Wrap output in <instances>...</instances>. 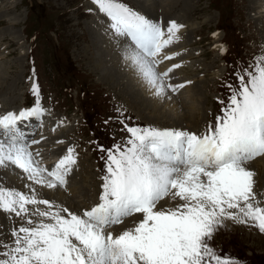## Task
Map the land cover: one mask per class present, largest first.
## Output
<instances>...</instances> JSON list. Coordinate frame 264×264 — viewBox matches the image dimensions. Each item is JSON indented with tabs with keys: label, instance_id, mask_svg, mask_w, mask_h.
Segmentation results:
<instances>
[{
	"label": "snow or ice",
	"instance_id": "1",
	"mask_svg": "<svg viewBox=\"0 0 264 264\" xmlns=\"http://www.w3.org/2000/svg\"><path fill=\"white\" fill-rule=\"evenodd\" d=\"M92 3L124 41V59L156 96L185 87L166 83L181 65L157 71L173 58L161 53L179 39L182 25L170 21L165 29L121 0ZM237 80L227 86V102L219 101L221 114L199 135L125 125L124 144L100 148L106 157L99 203L82 215L38 199L34 189L28 194L0 186V211L30 225L12 231L11 245L0 242V264H240L217 255L209 241L224 220L251 222L264 233V206L247 167L264 157V55L237 73ZM31 91L34 107L0 115V168L20 169L27 180L47 188L64 186L76 164L75 149L69 147L51 170L34 158L30 144L39 141L29 142L21 125L39 120L45 110L39 85L33 83ZM177 199L181 203L159 207ZM29 205L36 207L30 211ZM137 214L141 218L132 227L114 234L115 226Z\"/></svg>",
	"mask_w": 264,
	"mask_h": 264
},
{
	"label": "rangeland",
	"instance_id": "2",
	"mask_svg": "<svg viewBox=\"0 0 264 264\" xmlns=\"http://www.w3.org/2000/svg\"><path fill=\"white\" fill-rule=\"evenodd\" d=\"M133 1L121 0L139 12L141 8ZM182 1L185 3V0H179V3L184 4ZM248 1L186 0L185 7L173 6L167 9L168 15H177L187 22L185 30L181 33L186 43L181 50L186 58L181 60L179 70H175L180 71L181 74L184 72L182 75L191 80L192 83L189 86L193 88V93H196V103L193 104L200 110L196 109V114L192 117L190 113L186 114L190 112V103L193 98L189 97V94H184L180 100L183 112L176 114L164 107L167 114H173L164 116V119L179 117L180 120L175 119L176 124L191 127L193 130L181 129L182 126L172 127L174 125L170 121L160 123L161 125L170 123L172 125L168 127L170 129L186 130L198 135L205 132L209 123L214 122L216 116L221 114L223 105L219 101L227 102L230 94L227 86L238 85L237 73H243L246 68L255 63L259 56L264 55V11L253 14L248 10ZM139 4L145 11L148 10V5L146 7L142 2ZM88 5L94 6L92 0H0V38L2 37L0 40L2 70L0 72H3L0 77L2 80L0 95L7 99L9 106L5 107H22L25 104L35 106L36 97L31 89L33 83H36L39 85L42 106L50 105L51 108L65 112L70 122L73 121L71 118H79L77 122L74 120V126H68L70 129L68 133L74 132L69 139L78 156L76 165L80 168L75 177L81 183L87 181L89 184V180H95L96 174L98 175L95 188H91L90 184L88 187V189L91 188L89 190L92 195L95 189L101 190V177L104 175L105 168L102 157H106V152L94 148L91 143V132L84 123L83 117L89 111V107L84 103L87 99L86 92L89 96L88 102L98 106L97 113L88 115L90 123L96 122L93 128L97 136L103 137L101 129L113 136L111 144L105 149L115 144L125 143L129 135L125 125L148 126L136 119L129 110L135 109L141 114L140 109L143 108L139 107L137 102L136 105L133 104L134 99L130 101V97L120 94L117 89L110 90L104 82L107 78L99 73L101 70V73L105 74L106 69L114 71L115 65L110 62V67L105 69L103 65L97 69L92 65L93 59L99 60L97 48H100L102 43L96 40L95 47L91 44V41L96 39V36L94 39L89 32H94L95 22H92V19L94 21L98 19L93 18L91 12L95 9L90 10ZM106 29H108L107 25ZM221 46H224L227 51L222 53ZM47 92L55 97L51 104ZM142 116L146 120L150 118L149 122L152 123H157L158 120L160 122L162 119V117L156 118L157 113L153 112L142 114ZM80 126V132H77ZM106 140L109 141V138L106 137ZM115 141L120 142L114 143ZM95 151L99 152L98 156H95ZM254 165L258 168L257 174H259L256 182L258 186H262L264 176L261 165L260 163ZM0 170L8 171L5 168ZM0 179V186L4 187V179L1 176ZM35 185L46 188L43 185ZM21 187L16 189L32 194L31 191ZM49 190L55 189L49 188ZM75 191H77L75 197L61 195L62 198L74 203L71 210L73 207L77 209L78 202L81 203V199L78 201L81 191L80 189ZM47 192H35V195L38 199H46ZM49 201L53 203L52 199ZM161 203L163 204L164 201ZM57 204L54 205L58 206ZM35 207L28 206L30 211H33ZM46 207L39 205L41 209ZM7 218H12L9 220L12 229L9 228L6 231V227L0 224V242L11 245L12 231L22 225H30L15 214ZM4 222L7 223L6 217L3 219ZM133 223L134 221L129 219L122 225L115 226L114 229L130 228ZM209 244L217 255L237 260L240 264H264V233H261L251 222L236 223L232 220H224Z\"/></svg>",
	"mask_w": 264,
	"mask_h": 264
},
{
	"label": "bare ground",
	"instance_id": "3",
	"mask_svg": "<svg viewBox=\"0 0 264 264\" xmlns=\"http://www.w3.org/2000/svg\"><path fill=\"white\" fill-rule=\"evenodd\" d=\"M134 1H137L138 3L134 2ZM134 1H133V3L138 5L141 8L140 11L142 14H144L146 17H148L154 21L160 22L162 25L167 20H173L177 24L182 25L183 27H184V25L187 24V22L185 20H183V18H179L177 15H168V13H166L168 7L169 8H172L173 6L174 7L180 6V8L183 7L186 4V0H185V3L182 1L184 4L179 3V0H134ZM139 2L144 3V6H146V7L148 5V7H147L148 10L145 11L142 8L143 6H141V4H139ZM248 4H249L248 10H250L253 14H258V13L264 11V0H249ZM88 8L90 10L95 9V11L93 13H91V15L93 16V18L97 17V19H98V21H94L91 18L92 22H95L94 23V32L93 31H89V32L94 39L96 36L95 41L92 40L91 44H92V46L95 47L96 40H97L98 43H100V42L102 43L101 47L104 48V49L103 48L101 49V47L97 48L98 49V51H97L98 56L97 57L99 58V60L95 61V59H93L92 65L94 67H96V69L99 68L101 65H103L104 69H105V67L109 68L110 62H112V64H114L116 67V70H114V71H112L111 69H106L107 72L105 74L101 73V70L99 72L100 74L105 75V77L107 78L106 80H104V82L110 88V90L113 91V89H117L120 92V94L123 93V95L130 97L131 98V99H129L130 101L134 99L135 103L133 102V104L136 105V102H137L140 105L139 107L143 108V109H140V110H142L141 114L138 113L139 111L137 112L135 109L134 110H131L129 108L128 109L131 111L132 114L135 115V117L138 120H140L141 122H143L147 126L155 127L158 129H170L168 127H171L172 125H174L172 127L182 126V129L186 128V130H190L191 127L188 128L187 126L184 127L181 124L175 123L176 118H178L179 120L181 119L179 117H176L175 119L171 118V119L165 120L164 116H172L173 114L172 113H171L172 115L167 114L164 110V107L169 109V111H174L176 114L177 113L181 114L183 111H182V105H181L180 100L184 94H189L190 95L189 97H192L193 99H191V103H190V112H188L186 114L190 113V116L192 117L193 114H196V109H197V111L200 110V109H198L197 105L195 107V105L193 104V103H196L195 102L196 93L195 92L193 93V91H192L193 88L190 87L189 85L188 86L185 85L184 88H181L183 90L178 89L176 92H173L170 89H167L164 95L159 96V97L156 96L154 94L155 90L151 89L147 85V83L141 78V76L137 73L136 69H134L131 66L130 62L126 61L124 59V56L121 53H118L120 51V47H122L124 49V46H122V45H124V41L122 39L116 38V37H114V38L106 37L105 29H104L105 25L108 24V20L106 19V17L102 13L97 12V9L95 6L91 5ZM195 8H196V6L194 7V9ZM252 20H253V18H252ZM182 28L177 33L179 39L177 41H175L174 43H172L171 45H169L161 53V56L169 55V56H172L173 58L171 60H163V62L158 65L157 71L163 72L172 64L179 63V65H181V60L186 58V55L183 54V50H181L183 48V46L186 44L184 37L179 35ZM1 39H2V37L0 38V40ZM110 47H112V48H110ZM108 48H110V49H108ZM1 68H2V65L0 62V71L2 70ZM175 69L176 68H174L173 71H171L168 74V78L166 79V83H169L172 85H179V84H184L183 81L189 80L188 77L182 75L184 72H182V74H181V72L178 71L179 70L178 68H177L178 70H175ZM2 75H3V72H0V77ZM1 82H2V80H0V83ZM185 96H187V95H185ZM184 99H186V98L184 97ZM201 102H203V101H201ZM5 106H9V105L7 104L6 97L1 94L0 95V115L6 114L9 111L19 113V111L22 109H28L27 107H20V106H15V107L10 106L9 108L5 109ZM152 112L157 113L156 118L160 119L162 117V119H160L161 120L160 122H158L159 121L158 120L157 123H152V122H149L151 120L150 118L146 120V118L142 116V114L145 115L146 113H152ZM186 117H187V115H186ZM40 119L43 122L40 123L39 125H37L38 136L34 137L32 139V140L39 141V143L30 144L29 150L32 151L34 158L36 160L42 162V163L48 162V161L52 162L54 160L59 161L63 156H65V154L60 155L59 153L61 152V150H59V151L52 150V147H50V145H53L55 143L59 145L60 143H63L62 144V146H63V145H66L68 143V140L65 137L66 133L61 132L62 129H67L68 125L63 123V121H62L63 116H61L57 113L44 112V114L41 116ZM74 120L72 122H70V126L75 125ZM154 121H155V119H154ZM167 121H170V123L172 125L170 123H168V125H161ZM172 122H174L175 124H173ZM21 127L23 128V130L26 129V121L21 125ZM191 130H193V129H191ZM73 135H74V132H71L70 136H73ZM40 137H41V139H40ZM60 146H61V144H60ZM49 149H50V151H49ZM36 153H39V155H36ZM52 153H53V155H52ZM256 163H260V165H261L260 168H261V171H262L263 176H264V157H257L256 161H254V163L247 164V167L252 171L253 170L257 171L258 168L254 165ZM7 169H8V171L4 170L3 172H1V170H0V176L4 179L3 182H5V184H4L5 188L16 189V187L20 188V186H22V187H24V189L26 188L27 190H29L31 192H32V189H34L35 192H38V193H44V192L48 191L47 192L48 194L46 193V195H47L46 200L52 199L54 204L60 203L61 205L68 208L72 212H76L77 210H80V208H82V207H88L92 203H94V205L99 203V199H98L99 194L96 193L97 192L96 189H95L94 194H92V195H91L90 190H89L91 188H93V189L95 188V182H96L97 178L95 180H93V179L89 180L88 183L90 184L91 188L88 189L89 184H87V181H83L81 183V181L73 175L72 170H70V172L66 176V184L64 186H58L56 188H51V189H55V190H49V188H47V187L46 188L39 187V186L35 185L33 182L27 180L26 177L23 176L22 170L16 169L14 167H12V168L9 167ZM258 176H259V174H258ZM254 181H255V175H254ZM255 184H256V182H255ZM255 184H254V192L256 193V195H257L258 189H261V191H262L261 198L257 195V199L261 203L262 198H264V184H262L263 186L260 185L257 187L255 186ZM75 189H80V191H81L80 195L78 196V201L81 199V203L78 202L77 209H75L76 207H73L71 210V207L74 203L72 201L69 202L65 198H62V196H63L62 194L68 195V196L71 195L70 197H73L75 195V192H77V191H75ZM41 199H43V198H41ZM176 203H180V201L178 199L176 201L165 200L164 203L163 204L161 203V205L159 207H163V208H165L166 206L171 207L173 204H176ZM60 204H57V205L61 206ZM42 209H44V208H42ZM4 216L7 219V223H5V222L3 223V219H5ZM7 217H11V214L0 211V224L3 225L4 227H6V231H8L9 228L12 229V227L9 225V220H11L12 218L10 219ZM140 218L141 217H134V219H130V220H133V221L137 220L138 221ZM131 225H133V224H131ZM115 232H117V231H115Z\"/></svg>",
	"mask_w": 264,
	"mask_h": 264
},
{
	"label": "water",
	"instance_id": "4",
	"mask_svg": "<svg viewBox=\"0 0 264 264\" xmlns=\"http://www.w3.org/2000/svg\"><path fill=\"white\" fill-rule=\"evenodd\" d=\"M167 9H171V8L168 7Z\"/></svg>",
	"mask_w": 264,
	"mask_h": 264
}]
</instances>
